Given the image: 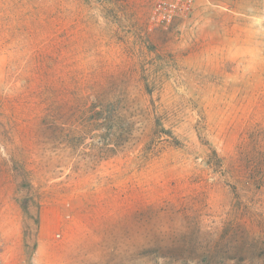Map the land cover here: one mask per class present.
<instances>
[{
    "label": "rangeland",
    "instance_id": "rangeland-1",
    "mask_svg": "<svg viewBox=\"0 0 264 264\" xmlns=\"http://www.w3.org/2000/svg\"><path fill=\"white\" fill-rule=\"evenodd\" d=\"M0 237L3 264H264V0H0Z\"/></svg>",
    "mask_w": 264,
    "mask_h": 264
},
{
    "label": "built area",
    "instance_id": "built-area-1",
    "mask_svg": "<svg viewBox=\"0 0 264 264\" xmlns=\"http://www.w3.org/2000/svg\"><path fill=\"white\" fill-rule=\"evenodd\" d=\"M177 8H178V3H165L159 9V17L163 22H169L173 19V17H175ZM1 248H2V240L0 237V264H3L1 258Z\"/></svg>",
    "mask_w": 264,
    "mask_h": 264
},
{
    "label": "trees",
    "instance_id": "trees-1",
    "mask_svg": "<svg viewBox=\"0 0 264 264\" xmlns=\"http://www.w3.org/2000/svg\"><path fill=\"white\" fill-rule=\"evenodd\" d=\"M99 113H97L96 115H98Z\"/></svg>",
    "mask_w": 264,
    "mask_h": 264
}]
</instances>
